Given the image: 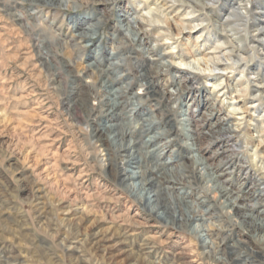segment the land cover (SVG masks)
I'll list each match as a JSON object with an SVG mask.
<instances>
[{"label": "clouds", "instance_id": "9594fccd", "mask_svg": "<svg viewBox=\"0 0 264 264\" xmlns=\"http://www.w3.org/2000/svg\"><path fill=\"white\" fill-rule=\"evenodd\" d=\"M0 264H264V0H0Z\"/></svg>", "mask_w": 264, "mask_h": 264}, {"label": "rangeland", "instance_id": "374dc122", "mask_svg": "<svg viewBox=\"0 0 264 264\" xmlns=\"http://www.w3.org/2000/svg\"><path fill=\"white\" fill-rule=\"evenodd\" d=\"M37 114L36 113H33V119H37Z\"/></svg>", "mask_w": 264, "mask_h": 264}]
</instances>
